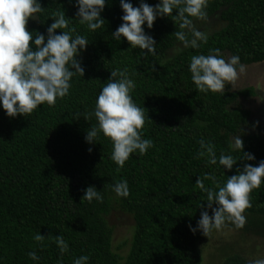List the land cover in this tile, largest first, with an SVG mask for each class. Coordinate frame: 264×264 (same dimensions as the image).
<instances>
[{
    "label": "trees",
    "instance_id": "16d2710c",
    "mask_svg": "<svg viewBox=\"0 0 264 264\" xmlns=\"http://www.w3.org/2000/svg\"><path fill=\"white\" fill-rule=\"evenodd\" d=\"M126 2L139 7L141 0ZM143 2L155 6L161 0ZM39 3L44 10L27 25L33 37L37 33L47 37L53 13L64 11L76 29L74 35L85 36L89 44L76 57L84 76L72 78L69 95L58 98L55 106L45 103L31 115L12 118L0 104V264H73L82 255L89 256L88 264H201L209 236L189 228H197L200 204L207 208L206 194L196 181L208 173L223 183L245 163L258 166L264 160V135L246 131L253 125L251 112L237 103L239 97L256 93L252 86L202 93L191 79L189 65L193 55H208L216 48L223 58L239 56L243 65L263 62L264 0H208L207 19L190 18L208 35V42H201L198 49L186 48L176 39L173 33L181 29L173 17L158 16L151 29L143 26L156 41L155 55L131 48L124 37L113 38L123 23L120 0H105L101 13L105 23L95 31L80 24L76 0ZM213 22L217 29L211 28ZM124 68L135 82L134 102L149 116L143 138L151 139L154 147L144 155L134 152L118 172L110 140L100 134L94 143L86 141L87 130L97 120L93 116L86 121L83 114L94 111L111 71ZM236 136L244 141L243 152L254 155V160H238L227 170L218 160L210 165L206 158H197L198 142L204 139L216 146L217 158L223 152L239 159L243 152L231 147ZM121 180L128 182L127 198L112 190ZM205 185L213 187L211 181ZM89 186L101 193L102 202L82 199ZM251 197L252 207L244 215L264 217V183ZM113 206L133 220L124 256L111 247L113 230L106 216ZM37 233L45 236L42 244L33 239ZM58 235L68 243L63 256L54 242ZM32 251L38 260L30 259ZM248 261L246 255L234 253L222 264Z\"/></svg>",
    "mask_w": 264,
    "mask_h": 264
},
{
    "label": "clouds",
    "instance_id": "9594fccd",
    "mask_svg": "<svg viewBox=\"0 0 264 264\" xmlns=\"http://www.w3.org/2000/svg\"><path fill=\"white\" fill-rule=\"evenodd\" d=\"M208 0H161L155 6H150L141 0L139 7H134L126 0H120L124 12L123 23L112 33L117 41L124 37L131 48L147 49L149 54H156V41L144 30L145 23L151 29L158 16L173 17L179 22L180 31L173 34L184 47L198 49L201 42H208V35L196 29L193 20H206ZM78 11L76 16L80 24H87L91 31L101 28L105 21L101 13L105 8V0H76ZM44 8L39 0H0V104L9 117L31 115L39 106L47 103L55 106L57 99L69 95L71 80L77 74L84 76V68L76 59L80 50L89 44L85 36L75 34L76 29L70 27V18L64 11L53 13L54 22L47 28V37L28 30V22L34 14ZM176 15L173 16V11ZM60 29V34L56 30ZM187 31H184V30ZM191 33V38H189ZM46 41V42H45ZM35 46V50L34 47ZM141 55H146L143 51ZM189 70L191 79L199 92H224L226 84H233L246 70L240 63L239 56L223 58L220 49H210L208 55L200 54L191 57ZM260 87V85H257ZM135 82L130 78L127 68L111 71V77L102 87L94 111L83 114L86 121L94 116L97 124L87 130L85 137L89 144L95 142L100 134L111 141L113 150L111 159L118 165L119 172L137 150L141 155L154 147L151 139L143 138V129L149 116L145 108L138 106L132 97ZM264 100V98H260ZM81 114H77L79 117ZM197 158L204 157L208 164L219 165L232 170L238 160L252 161L254 155L243 152L244 141L240 136L234 137L231 145L241 150L243 156L239 159L221 152L217 158L216 146L210 141L201 139ZM92 151L91 148L88 149ZM236 175L221 183L215 174L205 173L199 177L196 187L206 194L207 208L200 204L201 218L197 230L208 237L213 230H221L227 223H232L237 229L246 224L244 213L252 207L251 193L264 183V160L258 166L245 163L243 169H237ZM205 181H211L213 187H206ZM112 190L119 197L127 198L130 190L127 180H121L113 185ZM83 200L91 203L94 199L102 202L103 196L94 187L84 190ZM216 205V207H213ZM211 210L212 215H209ZM34 241L43 243L45 236L37 233ZM54 242L60 249L61 256L68 251V243L62 235L54 237ZM32 260H38L35 251L29 252ZM89 256L75 258L73 264H88ZM248 264H264V259L248 261Z\"/></svg>",
    "mask_w": 264,
    "mask_h": 264
},
{
    "label": "rangeland",
    "instance_id": "374dc122",
    "mask_svg": "<svg viewBox=\"0 0 264 264\" xmlns=\"http://www.w3.org/2000/svg\"><path fill=\"white\" fill-rule=\"evenodd\" d=\"M218 27V23L213 22L211 28ZM206 30L205 27L204 31ZM229 57L225 56V59ZM245 66V72L233 84H226L225 89L232 91L251 86L254 88L256 93L253 96L239 97L237 103L251 112L250 120L253 125L246 131L264 135V100L260 99L264 98V61ZM106 220L113 230L112 250L124 256L132 235V217L113 206ZM123 242H126L125 245L119 248ZM234 253H242L250 260L264 259V217L246 216V224L242 229H237L229 222L221 230H214L203 247L201 264H222L226 256Z\"/></svg>",
    "mask_w": 264,
    "mask_h": 264
}]
</instances>
